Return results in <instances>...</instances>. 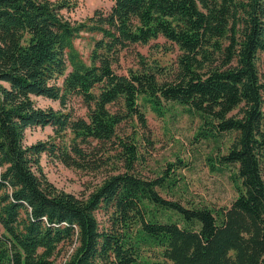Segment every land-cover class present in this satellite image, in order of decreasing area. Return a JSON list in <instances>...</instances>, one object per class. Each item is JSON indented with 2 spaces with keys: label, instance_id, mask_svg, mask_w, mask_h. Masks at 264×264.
Wrapping results in <instances>:
<instances>
[{
  "label": "trees",
  "instance_id": "16d2710c",
  "mask_svg": "<svg viewBox=\"0 0 264 264\" xmlns=\"http://www.w3.org/2000/svg\"><path fill=\"white\" fill-rule=\"evenodd\" d=\"M74 5L0 0V264H264V0H111L81 19ZM144 45L174 60L134 49ZM146 108L195 119L190 143L214 144L205 160L229 172L228 205L163 197L185 187L172 162L153 178L134 172ZM37 126L51 135L25 144ZM41 156L82 171L121 165L74 195Z\"/></svg>",
  "mask_w": 264,
  "mask_h": 264
},
{
  "label": "rangeland",
  "instance_id": "374dc122",
  "mask_svg": "<svg viewBox=\"0 0 264 264\" xmlns=\"http://www.w3.org/2000/svg\"><path fill=\"white\" fill-rule=\"evenodd\" d=\"M75 5L69 16L73 19H81L89 15L94 9H107L111 0H74ZM73 46L77 53L85 57L88 53L89 44L86 34H81L73 40ZM135 50L146 56L154 58L160 64H167L174 60V53H163L153 51L148 45L135 46ZM135 59L132 55L124 57L122 66H133ZM259 72L264 80V66L259 65ZM264 97V92H263ZM39 107H52L58 109L57 101H52L43 97L34 98ZM68 107L75 115H80L83 108L77 101H70ZM264 114V106H263ZM146 128H139L134 122L136 135V145L138 152L137 163L134 165V172L140 176L153 178L160 175L161 171L167 167V163L172 162L174 172L181 178L185 187L178 188L180 196H173L168 192H161L165 198H182L187 201L204 202L209 206L218 207L228 205L233 198V190L228 180L227 170L214 171L206 163L205 155L214 154V144H192L190 137L195 130V119L187 117L185 114L167 115L157 117L148 108L145 109ZM132 127L122 124L118 129V134L124 138L131 132ZM52 131L49 126L31 127L24 130L23 142L29 144L37 140H44ZM192 141V139H191ZM109 147V146H106ZM110 147V153L114 154ZM177 160H180L177 163ZM184 166H180L181 164ZM42 170L47 179L58 189L79 195L86 193L93 184L97 183L104 170L113 169L120 166L121 162H116L111 158V164L102 168L99 172L82 171L63 166L56 162L47 160L44 156L40 158ZM102 220L101 215H97ZM64 254L57 257V264H62Z\"/></svg>",
  "mask_w": 264,
  "mask_h": 264
}]
</instances>
